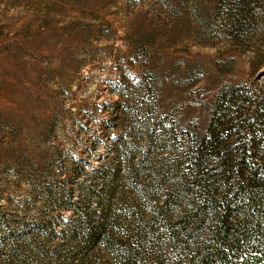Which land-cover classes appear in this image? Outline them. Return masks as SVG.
<instances>
[{
	"label": "rangeland",
	"instance_id": "374dc122",
	"mask_svg": "<svg viewBox=\"0 0 264 264\" xmlns=\"http://www.w3.org/2000/svg\"><path fill=\"white\" fill-rule=\"evenodd\" d=\"M226 197L264 231V0H0V264H204Z\"/></svg>",
	"mask_w": 264,
	"mask_h": 264
},
{
	"label": "trees",
	"instance_id": "16d2710c",
	"mask_svg": "<svg viewBox=\"0 0 264 264\" xmlns=\"http://www.w3.org/2000/svg\"><path fill=\"white\" fill-rule=\"evenodd\" d=\"M214 201H217V199ZM219 201L221 203L215 209L217 208L218 210V217L222 225L213 232L212 245L211 247L209 246L210 257L204 264H258V261L253 259L252 253L238 257L236 251L245 243H249L251 248H263V228L247 221H236V217L231 216V211L227 208L231 201L227 197ZM231 223L234 224L232 225ZM97 232L100 233L99 240L101 242H105L107 237L110 238L99 226L97 227ZM236 257L238 259L234 262Z\"/></svg>",
	"mask_w": 264,
	"mask_h": 264
}]
</instances>
